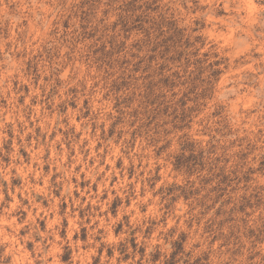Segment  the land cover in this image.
I'll use <instances>...</instances> for the list:
<instances>
[{
	"label": "rangeland",
	"instance_id": "374dc122",
	"mask_svg": "<svg viewBox=\"0 0 264 264\" xmlns=\"http://www.w3.org/2000/svg\"><path fill=\"white\" fill-rule=\"evenodd\" d=\"M0 264H264V0H0Z\"/></svg>",
	"mask_w": 264,
	"mask_h": 264
},
{
	"label": "trees",
	"instance_id": "16d2710c",
	"mask_svg": "<svg viewBox=\"0 0 264 264\" xmlns=\"http://www.w3.org/2000/svg\"><path fill=\"white\" fill-rule=\"evenodd\" d=\"M179 238H181V236ZM172 257H173V255H172Z\"/></svg>",
	"mask_w": 264,
	"mask_h": 264
}]
</instances>
